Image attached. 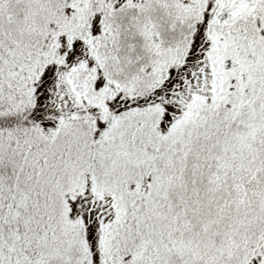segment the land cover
<instances>
[{"label": "snow or ice", "instance_id": "1", "mask_svg": "<svg viewBox=\"0 0 264 264\" xmlns=\"http://www.w3.org/2000/svg\"><path fill=\"white\" fill-rule=\"evenodd\" d=\"M0 264H264V0H0Z\"/></svg>", "mask_w": 264, "mask_h": 264}]
</instances>
